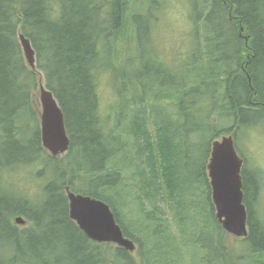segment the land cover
Listing matches in <instances>:
<instances>
[{
    "label": "trees",
    "instance_id": "1",
    "mask_svg": "<svg viewBox=\"0 0 264 264\" xmlns=\"http://www.w3.org/2000/svg\"><path fill=\"white\" fill-rule=\"evenodd\" d=\"M156 2L0 0V264H264L261 171L240 154L244 255L223 243L206 171L213 140L232 134L235 145L239 132L264 123V0H189L186 56L166 65L150 47L155 69H115L109 124L99 111L103 67L124 50H146ZM40 78L63 113L62 155L41 145L32 107ZM25 117L36 124L29 139ZM36 161L45 180L23 195L7 174ZM67 188L107 203L135 250L88 238L69 217Z\"/></svg>",
    "mask_w": 264,
    "mask_h": 264
},
{
    "label": "water",
    "instance_id": "2",
    "mask_svg": "<svg viewBox=\"0 0 264 264\" xmlns=\"http://www.w3.org/2000/svg\"><path fill=\"white\" fill-rule=\"evenodd\" d=\"M24 58L32 69L35 67L34 50L28 38L18 36ZM41 110L40 139L42 147L52 156L65 153L69 147L63 113L52 92L39 80ZM243 159L238 154L232 134L221 135L211 143L207 177L215 217L221 227L236 237L247 236V210L243 203L241 168ZM69 217L88 238L97 242H111L129 251L135 250L134 242L124 236L107 203L66 189ZM16 224H24L21 216Z\"/></svg>",
    "mask_w": 264,
    "mask_h": 264
},
{
    "label": "rangeland",
    "instance_id": "3",
    "mask_svg": "<svg viewBox=\"0 0 264 264\" xmlns=\"http://www.w3.org/2000/svg\"><path fill=\"white\" fill-rule=\"evenodd\" d=\"M159 1V0H158ZM155 7L157 11H154L155 20L149 25L147 39L144 47L146 50H131L127 52L124 50L120 59L114 63L111 69L104 68L101 73L102 78L98 83L99 92V111L104 118H107L109 124L115 122V112L110 109V107L115 103V90L113 89V80L115 77V69L118 67H123L125 69L129 68L132 71L142 70L148 63V68L155 69L153 64L157 59V52L153 54L150 52V47H158L157 50L165 58L167 64L177 60L179 55L185 57V53L190 49L192 45V38L190 33V21L189 16H191V7L189 0H160V3L156 2ZM139 43L140 40H139ZM129 57L133 58L131 63H124V59ZM104 59V58H103ZM153 62V63H152ZM104 63V61H103ZM39 85L32 95V107L35 111V118L39 123V114L41 110V105L39 101ZM167 104V103H165ZM165 106V105H164ZM21 126L29 123L30 132L27 134L26 139H29L33 135V130L36 129V124L31 117V119L22 118ZM235 147L239 155L246 158V164L251 169H259L262 174V185L259 194V200L257 203L258 211L261 214L264 213V123L249 127L246 130H242L238 133V138L235 141ZM131 152V151H130ZM126 155V158L131 155V153ZM124 163H127L125 157ZM125 166V165H124ZM39 169H41V162L36 161L31 166L17 167L13 168L8 174L7 178L10 179L11 186L14 190L22 191L23 195H29L33 197L38 192V186L43 184L44 176L36 177ZM164 206V204L162 203ZM264 215V214H263ZM242 237H236L231 233H226L223 235V243L232 252L231 246L234 248L235 252L238 254H246L248 248L246 249L240 241ZM236 248V250H235ZM246 249V250H245ZM134 254V253H133ZM234 254V252H232ZM232 257H236L235 255ZM229 258V257H227ZM235 259V258H234ZM242 260L243 264H250V260L244 258ZM196 264H199L198 262ZM214 264H222L217 261Z\"/></svg>",
    "mask_w": 264,
    "mask_h": 264
}]
</instances>
